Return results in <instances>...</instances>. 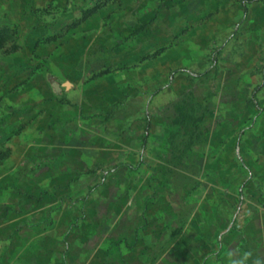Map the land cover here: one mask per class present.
<instances>
[{"label": "rangeland", "instance_id": "1", "mask_svg": "<svg viewBox=\"0 0 264 264\" xmlns=\"http://www.w3.org/2000/svg\"><path fill=\"white\" fill-rule=\"evenodd\" d=\"M95 3L0 0V264H264V0Z\"/></svg>", "mask_w": 264, "mask_h": 264}, {"label": "trees", "instance_id": "2", "mask_svg": "<svg viewBox=\"0 0 264 264\" xmlns=\"http://www.w3.org/2000/svg\"><path fill=\"white\" fill-rule=\"evenodd\" d=\"M107 1L108 0H96V3L94 4V6H92L91 8H89L87 10H85L84 15L79 20L74 22L73 25H76L81 20L86 19L89 15L94 13L97 9L101 8ZM189 117H191V116L190 115L188 116L186 113H183L182 116H180V120L182 119V122L185 123V122H187L186 120H188ZM198 119H200V118H198V117H195L193 119L191 118V123L196 126Z\"/></svg>", "mask_w": 264, "mask_h": 264}, {"label": "crops", "instance_id": "3", "mask_svg": "<svg viewBox=\"0 0 264 264\" xmlns=\"http://www.w3.org/2000/svg\"><path fill=\"white\" fill-rule=\"evenodd\" d=\"M61 85H64V84L62 83ZM73 86H74L73 88L69 89V85H66L65 92H66L67 97H73L75 93L77 92V90H79L78 89L80 86L79 84H74Z\"/></svg>", "mask_w": 264, "mask_h": 264}, {"label": "clouds", "instance_id": "4", "mask_svg": "<svg viewBox=\"0 0 264 264\" xmlns=\"http://www.w3.org/2000/svg\"><path fill=\"white\" fill-rule=\"evenodd\" d=\"M249 256H251L250 252H245L244 253V258L245 259H247ZM233 264H236V262H233ZM240 264H243V262L241 261ZM256 264H259V261H257Z\"/></svg>", "mask_w": 264, "mask_h": 264}, {"label": "water", "instance_id": "5", "mask_svg": "<svg viewBox=\"0 0 264 264\" xmlns=\"http://www.w3.org/2000/svg\"><path fill=\"white\" fill-rule=\"evenodd\" d=\"M53 86H55V87L57 86L58 87V85L56 83H53Z\"/></svg>", "mask_w": 264, "mask_h": 264}]
</instances>
